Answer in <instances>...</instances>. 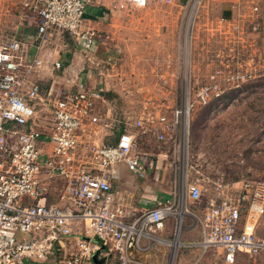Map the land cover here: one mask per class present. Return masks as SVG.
<instances>
[{"label": "built area", "instance_id": "2783aa9c", "mask_svg": "<svg viewBox=\"0 0 264 264\" xmlns=\"http://www.w3.org/2000/svg\"><path fill=\"white\" fill-rule=\"evenodd\" d=\"M127 1L144 7L149 0ZM199 1L190 0L191 16ZM257 1H251V14L259 13ZM33 2L25 6L32 5L29 10L36 18L34 57L28 59V46L18 38L0 45V264H93L91 257L100 245L107 248L103 257L115 254L118 264H134V258L149 248L141 241L156 239V232L176 214L181 224L182 215L190 214L184 204L188 199L199 201L202 190L184 176L182 211L176 213L169 201L158 202L138 213L132 211L133 219L125 221L124 201L112 187L118 178L117 167L122 165L144 177L151 153L141 150L146 143L137 140L151 135L157 152L167 143L173 153L178 152L184 117L217 99L223 90L219 83L186 88L182 105L174 108L170 118L155 114L153 119L137 118L120 127L105 111L101 91L79 87L49 99L50 108L43 118L39 112L45 100L31 76L42 68L39 53L49 33L60 31L87 54L95 51L98 34L85 17L90 0ZM53 66L58 69L60 64ZM88 126L117 132L115 142L91 143L83 152L82 135ZM231 186L216 187L194 220L199 227L196 246L203 253L221 248L226 263L239 254L264 252V240L257 235L264 214V182ZM53 196L55 201L49 199ZM26 233L39 235L17 238Z\"/></svg>", "mask_w": 264, "mask_h": 264}, {"label": "rangeland", "instance_id": "374dc122", "mask_svg": "<svg viewBox=\"0 0 264 264\" xmlns=\"http://www.w3.org/2000/svg\"><path fill=\"white\" fill-rule=\"evenodd\" d=\"M148 6H128L115 14L108 23V34L98 36L95 55L84 61L87 70L71 77L70 86L63 85L65 89L61 80L52 83V88H46L48 83L44 82L41 97L45 90L51 94L55 91L57 97L68 88H94L101 91L109 116L129 124L137 118L153 119L155 114L170 118L174 108L182 105L186 88L196 90L219 83L223 93L217 99L184 117L178 152L173 153L169 143L157 152L156 139L151 135L137 138L146 143L141 150L151 153L146 161L148 170L139 177L124 168L113 191L126 198L124 220L130 221L132 211L138 213L158 202L169 201L176 213L182 211L180 184L184 176L201 186L200 200L184 204L190 214L182 215L179 225L178 214L168 218L169 232L155 234L153 241H141L149 250L138 254L134 264H264V252L257 256L239 254L232 263L224 261L219 247L202 255L195 244L199 227L194 221L216 187L264 182V12H246L236 17L232 26L212 21L203 9L197 8L192 16L189 11L180 15L181 5L176 1L154 0ZM20 7V0H0V45L13 37L22 23ZM65 36L67 48L75 51L76 46ZM78 82L82 85L75 87ZM45 104L39 112L43 118L50 108L48 101ZM101 128L87 127L82 135L83 152L88 144L110 143L100 137ZM51 199L54 201L55 196ZM38 235L26 233L17 238ZM257 235L264 240V214ZM175 241L178 247L174 250ZM106 264H118L117 256L112 254Z\"/></svg>", "mask_w": 264, "mask_h": 264}, {"label": "crops", "instance_id": "0c3cea01", "mask_svg": "<svg viewBox=\"0 0 264 264\" xmlns=\"http://www.w3.org/2000/svg\"><path fill=\"white\" fill-rule=\"evenodd\" d=\"M20 1H21V7L19 9L20 14L18 17L20 18V21L22 23L18 26V29L16 30V33L13 37L18 38L27 44L28 59L31 60V58L34 57V52H35V39L34 38L36 35V27H35L36 18L34 17V14L32 13L31 9L29 10V8H31V6L33 5L34 0H20ZM151 1H154V0H149L146 6L139 7V6L130 4L129 2H128L129 5H127L128 4L127 0H90V4L87 6V9H86L85 17H86L88 25L95 29L98 36L104 37V34H108L107 30H108V27L110 26V24L108 23L110 19L114 17L115 14L119 13V11L126 10L128 6L133 9L148 8L149 7L148 5L149 3H151ZM171 1H176L178 4L180 3L181 5L179 7V9L181 10L180 15L187 13V11L189 10V7L191 6L190 0H171ZM251 1L252 0H200L197 5V8H198L197 11H200L201 9H203V12L207 13L210 19H213L212 21H218L223 24L231 25L234 23L233 21L236 19V17H239L241 15H244L246 12H249ZM31 3L32 5L30 7L25 6V4L28 5ZM257 4H258L259 12L261 13L264 12V0H258ZM217 15L219 16L218 18L216 17L217 18L216 19L215 16ZM251 24L254 25L253 22ZM260 24L261 23H259V25ZM64 38H66L65 34H61L60 31L53 29L52 32H50L48 35L46 44L43 46L42 50L39 53V58L42 60L43 65H42L41 70L37 74H34L31 76V80L36 81L38 84L41 83V86H40L41 91H42V86L44 82L48 83L46 85V88L54 87L55 83L59 84L60 83L59 80H61V86L64 85L66 86V88L70 86L72 82L71 77L80 76V73H83L87 70L86 66L84 67L83 63L84 61L86 60L90 61L93 58V55H95V52L99 46L97 44L95 51L93 53L87 54L83 51L81 47L76 45L71 40V38L67 36L68 38L67 40L70 42H73L72 44L76 46L77 48V49L75 48V51L72 52L71 50L67 48L68 44ZM55 62H58L60 64V67L58 69H54L53 64ZM89 71L90 70H88L87 73H89ZM80 85H82L81 82H78L76 83L75 87L77 86L79 87ZM64 86H63V89H65ZM76 89L68 88L66 90L74 91ZM54 92H52V94L51 92L47 93L46 90L43 92L42 96L45 100V103L49 99L54 97V94H53ZM45 103L42 106L46 105ZM123 124L119 121V124L117 125L122 126ZM116 133L117 132L111 131L110 129L101 128L100 137L102 138L106 137L110 140L111 139L116 140V136H117ZM146 164H148V162ZM124 168L125 167L122 165L118 166L117 175H119L118 173L123 171ZM117 180L119 179L117 178ZM117 180H115V182ZM116 195L119 198L123 199L124 201L123 204L125 206V211H126L127 210L126 205L128 206L127 201L125 200L126 198L123 197V195L119 193H116ZM49 199L53 201L51 198ZM186 203L194 204L195 201H191L188 199ZM167 221L168 219L165 221L163 228L156 232L157 236H159L160 233L162 232H165V233L169 232ZM197 234L199 236V232ZM161 240L162 239H159L158 243L161 242ZM148 250L149 249H147L146 251H143V253L144 252L148 253L147 252ZM203 254L204 253L202 252V255ZM135 258H134V261H135L134 263H136Z\"/></svg>", "mask_w": 264, "mask_h": 264}, {"label": "water", "instance_id": "95a60500", "mask_svg": "<svg viewBox=\"0 0 264 264\" xmlns=\"http://www.w3.org/2000/svg\"><path fill=\"white\" fill-rule=\"evenodd\" d=\"M106 251H107L106 246L100 245V249L96 250L91 257L93 264H106L108 258L102 256V254Z\"/></svg>", "mask_w": 264, "mask_h": 264}, {"label": "bare ground", "instance_id": "6f19581e", "mask_svg": "<svg viewBox=\"0 0 264 264\" xmlns=\"http://www.w3.org/2000/svg\"><path fill=\"white\" fill-rule=\"evenodd\" d=\"M172 246H173V248H174V250L178 247V242L177 241H175V242H173L172 243ZM173 256V255H172Z\"/></svg>", "mask_w": 264, "mask_h": 264}, {"label": "trees", "instance_id": "16d2710c", "mask_svg": "<svg viewBox=\"0 0 264 264\" xmlns=\"http://www.w3.org/2000/svg\"><path fill=\"white\" fill-rule=\"evenodd\" d=\"M108 141H110V143L109 144H111V143H114L115 142V140H113V139H111V140H109L108 139ZM31 264V263H30Z\"/></svg>", "mask_w": 264, "mask_h": 264}]
</instances>
